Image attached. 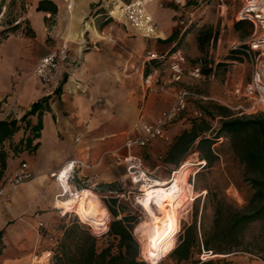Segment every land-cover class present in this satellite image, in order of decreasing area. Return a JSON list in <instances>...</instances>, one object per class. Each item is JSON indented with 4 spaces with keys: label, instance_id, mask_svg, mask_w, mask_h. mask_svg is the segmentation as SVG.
I'll return each instance as SVG.
<instances>
[{
    "label": "rangeland",
    "instance_id": "rangeland-1",
    "mask_svg": "<svg viewBox=\"0 0 264 264\" xmlns=\"http://www.w3.org/2000/svg\"><path fill=\"white\" fill-rule=\"evenodd\" d=\"M163 1H165L163 8H160L157 2L151 3L149 8L158 18L162 28L166 29L168 38L172 37L171 39L177 42L173 50L180 48L181 54L185 58L186 66L190 67L200 64L206 74V79L201 80L193 79L186 74L181 85H176L178 88L185 87L209 97L208 100L199 98L190 100L188 111L181 117L187 124L186 128H189L191 119L199 116L196 112L199 113L198 109L201 103L214 101L224 105L223 101H234L232 95L234 86L249 80V65L242 55L232 50V46L236 42L247 41L251 36L252 26L247 22H244L240 28L235 25L238 21L236 16L243 0H186V11L189 15L191 14L193 21L187 30L182 33V28L179 24V20L182 17V9L171 0ZM5 4H8V8H6L2 22H0L1 36L6 32H10L12 28L2 29V27L5 26V23L11 25L15 21L16 15L23 8L24 2L22 0L17 3L14 0H0V10ZM164 10L170 11V15ZM112 21L114 22L113 25L102 30L100 34L96 33L94 41L87 40L81 44L83 52L95 51L101 54L99 57L105 63L102 65L101 70L106 69L107 65L111 69V74L108 76L109 82L104 81L106 79L105 75L96 74L91 77V80L96 83L85 85L83 92L91 102L88 108L100 118V125L104 126L106 124V126L114 127V129L126 128V134L128 135L140 132L145 124L154 121L153 119H156L164 109L168 108L174 100L176 90L172 89V85H166L164 91L158 87L154 90L148 89L143 85L142 74L148 73L151 67V64L145 61L151 49L146 44V41L150 42L153 39L143 38L136 31L127 27L126 24L113 19ZM181 33L182 36L180 37ZM199 35L204 36L202 45L198 42ZM70 36L67 37V40H69V47L71 48ZM102 36H108V38L104 39ZM209 36H211L210 40H208ZM87 72L88 68L81 69L80 63H78L73 72V77H75L77 82L84 83L89 80H86L87 77L89 78L86 74ZM169 83L167 82V84ZM149 96L156 98L155 106L158 108L154 113L149 110L146 111L143 106L147 103ZM65 115L68 116L69 113H65ZM213 126L217 128L219 126L218 122L213 121ZM77 137L82 138L81 135L79 136L76 133ZM171 143V138L169 141L158 139L145 148L135 149L138 151L137 154L144 159L145 169L154 180L164 181L173 178L172 176L176 170L186 161L189 163L184 170L182 169L183 178L180 181L178 178L180 172L176 174L179 185L176 206L180 210V226L176 234V240L172 242V245H177L180 234L184 233L182 230L193 224L194 206L199 209V229L203 204L207 194L205 187L208 186L213 190L223 188L225 193L238 204L244 203V198L250 194V190L243 181L242 169L234 157L228 138L219 139L214 144L213 147L218 157L214 159L212 164L204 166L198 164L199 161H202L198 152L188 155L179 165L167 162L165 160L166 151ZM112 157L116 159L117 156L114 155ZM115 165L117 193L114 198L118 199L116 207L118 205V207L125 208V212L119 218L125 214H131L134 217L133 232L140 243L139 259L144 261L145 264H174V261L168 257L169 247L165 249L167 245L160 248L153 247V239L148 236H142L137 232V228L141 223L150 221V213L146 206L141 203L145 194L144 189H142L141 183L133 182L125 164H117L115 162ZM83 178L84 175H82L81 180L77 177L72 182H81ZM194 180L195 185H193ZM231 181L240 185L241 192L230 184ZM86 184V186L83 185L82 187L93 188L90 183ZM72 189L74 191L77 189L81 190V187L74 184ZM90 189L87 190L97 193L95 194L99 197L97 198L100 204L108 212L109 225L113 217L107 207V203L108 200L109 202L112 201V198H104L103 192ZM153 208L160 214L164 213V209L158 210L155 205H153ZM62 211V209H58L57 220L52 225H46L39 221L32 226V229L38 233V224L40 222L44 224L39 229V234L45 239L44 247L35 254H42L50 249L56 250L58 241L63 236V226L80 221L92 231L91 225L94 222H98L86 219L73 211L67 213H62ZM211 219L212 211L208 209L206 212V223H210ZM107 241L105 238V244ZM201 259L204 261L212 259L213 262L211 264H264V260L259 255L244 251L221 255H202Z\"/></svg>",
    "mask_w": 264,
    "mask_h": 264
},
{
    "label": "crops",
    "instance_id": "crops-1",
    "mask_svg": "<svg viewBox=\"0 0 264 264\" xmlns=\"http://www.w3.org/2000/svg\"><path fill=\"white\" fill-rule=\"evenodd\" d=\"M19 1L14 0L16 3ZM22 1L33 4L25 26L13 27L12 24L5 23L2 29H12L0 35V108L8 95L16 89L21 90L17 110L10 118L17 119L18 129L11 136L0 140V183L23 162L28 164L36 177L14 191L7 189L9 199L0 207V231H3L0 264H30L33 255L43 249L45 239L32 226L39 221L52 225L59 214L56 202L65 197L58 198L63 190L50 173L59 169L66 161L81 159L86 166L77 169L75 179L78 177L81 180L82 175L84 178L81 182H70L71 191L90 189L82 187L90 183L93 187L90 190L103 192L104 198H112L117 193L115 162L124 164L122 158L127 154L125 141L129 136L139 134L138 131L127 135L126 128L114 129L106 124L100 125V118L88 108L91 102L83 92L85 85L96 83L91 80L96 74L105 75L104 81L109 82L111 69L107 65L106 69L101 70L105 64L99 57L101 54L81 50L83 42L94 41L96 33L100 34L113 25L106 0ZM68 3L72 4L69 9ZM6 8L8 4L0 10L1 20ZM155 18L161 38L150 42L147 40L146 44L150 46V51L162 53L169 50L175 40H167L166 29L162 28L156 16ZM69 35L72 44L67 63L57 71L50 83L42 84L33 74L35 64L50 51L55 39H67ZM78 63L81 69L88 68L86 74L89 78L86 76V80H89L84 83L77 82L73 77ZM169 75L167 69H163V80L170 82ZM166 85H172L176 94L179 89L176 85H181V82ZM59 88L62 90L57 94ZM48 96V104L30 114L32 105ZM150 98L151 96L143 106L146 111L154 113L158 108L155 106L156 98ZM65 113L69 115L66 116ZM39 124L41 128L37 138L35 134ZM186 127L182 118L171 125L169 133L172 142ZM76 133L82 138H76ZM133 152L137 154L138 151L134 149ZM114 155L117 156L116 159L112 157ZM188 165L186 161L178 172ZM169 179L164 181H170ZM74 184L81 187V190L74 191Z\"/></svg>",
    "mask_w": 264,
    "mask_h": 264
},
{
    "label": "trees",
    "instance_id": "trees-1",
    "mask_svg": "<svg viewBox=\"0 0 264 264\" xmlns=\"http://www.w3.org/2000/svg\"><path fill=\"white\" fill-rule=\"evenodd\" d=\"M243 23L238 20L235 25L240 28ZM210 39L211 36L208 37ZM198 42L204 43L203 35L198 36ZM61 90L57 89L56 93L60 94ZM49 100L50 96L35 102L30 114L43 108ZM198 110L200 114L191 119L190 127L170 144L165 160L179 165L188 155L198 152L207 165L212 164L218 157L214 144L221 137L228 138L250 194L244 198L243 204H238L223 188L213 190L205 187L207 194L199 229V209L194 206L193 224L182 230L184 233L180 234L177 245H172L175 235L165 247H169L168 257L174 264H211L212 259L204 261L201 256L244 251L264 260V112L236 115L227 106L214 101L201 103ZM213 121L218 122L217 128ZM17 123L16 118L0 120V140L11 136L18 129ZM40 128L41 124L37 127V138ZM230 184L241 192L238 183L231 181ZM117 202L118 199L112 197V201L107 203L113 219L108 230L100 235L80 221L62 227L63 236L55 250L57 264H145L139 259L140 243L133 232L134 217L125 214L119 218L125 208L116 207ZM208 209L212 211L210 223H206ZM2 236L3 231H0V254ZM105 238L108 240L106 244Z\"/></svg>",
    "mask_w": 264,
    "mask_h": 264
},
{
    "label": "built area",
    "instance_id": "built-area-1",
    "mask_svg": "<svg viewBox=\"0 0 264 264\" xmlns=\"http://www.w3.org/2000/svg\"><path fill=\"white\" fill-rule=\"evenodd\" d=\"M181 9V19L179 24L182 33L187 30L193 19L191 14L186 11V0H171ZM107 11L115 21L130 26L140 36L144 38L159 39L161 32L155 15L149 8L151 3L157 2L160 8H163V0H106ZM72 4L68 3L67 8ZM5 8V7H4ZM33 4L26 1L23 8L18 13L13 27H24L29 17ZM237 20L249 23L252 26L251 36L247 41L236 42L232 50L242 55L250 68V78L245 83H238L232 90L234 101H223V104L235 112L236 115H250L258 112H264V0H243L237 16ZM1 22V17H0ZM105 33V32H104ZM180 34V37L182 36ZM179 37V38H180ZM108 38V36H102ZM177 45L174 42L169 50L162 53L149 51L145 61L151 64L148 73H143L144 84L148 89L159 88L164 91L167 81L163 80V69L169 72V81L180 83L188 74L193 79H206V74L200 64L186 66L185 58L181 54V49L173 50ZM69 40L55 39L50 51L41 57L34 66L33 74L36 75L42 84L50 83L57 71L67 63L69 58ZM21 90L16 89L11 95H8L2 101L0 108V119H10L18 107V99ZM208 100L209 97L198 94L191 89L182 87L175 94L172 104L164 109L159 116L152 122L145 124L137 135L129 136L125 141L127 154L122 158L128 174L134 183H141V186L151 185L152 177L145 169L144 159L133 152L135 148H145L158 139L170 140V126L179 120L189 109L191 99ZM196 114H200L196 112ZM223 138L221 137L220 140ZM199 165H206V161L198 162ZM68 165L67 180L73 181L77 169L85 167L81 159H72L58 170L51 173V176L59 183L60 174L63 168ZM194 175V174H193ZM34 178L26 162L21 165L10 175L4 178L0 183V207L9 199L7 189L14 191L17 187L28 183ZM108 219H102L94 222L92 232L102 234L108 230ZM44 226L42 222L38 224L37 232ZM208 255V254H203ZM30 264H57L55 260V250L50 249L42 254H35Z\"/></svg>",
    "mask_w": 264,
    "mask_h": 264
},
{
    "label": "bare ground",
    "instance_id": "bare-ground-1",
    "mask_svg": "<svg viewBox=\"0 0 264 264\" xmlns=\"http://www.w3.org/2000/svg\"><path fill=\"white\" fill-rule=\"evenodd\" d=\"M68 169L69 167L66 165L60 174L61 182L59 184L63 192L58 198L65 197L56 202L57 208L62 209L65 213L73 211L93 221L108 219V212L93 192L86 189L78 192L71 191L70 181L67 180ZM183 170L179 171V181L183 178ZM177 172L178 170L174 172L170 181L153 180L151 185L142 186L145 194L141 203L148 209L150 221L141 223L137 232L153 239L152 242L157 244L155 246L153 244V247L156 248L168 245L179 231L180 210L176 206V197L179 194ZM153 205L158 210L164 209V213L156 212Z\"/></svg>",
    "mask_w": 264,
    "mask_h": 264
}]
</instances>
